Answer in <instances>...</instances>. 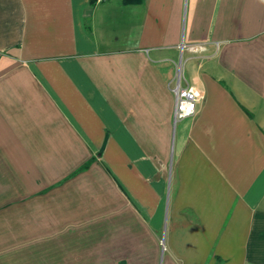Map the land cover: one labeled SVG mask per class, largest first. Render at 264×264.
I'll return each instance as SVG.
<instances>
[{"label":"crops","instance_id":"1","mask_svg":"<svg viewBox=\"0 0 264 264\" xmlns=\"http://www.w3.org/2000/svg\"><path fill=\"white\" fill-rule=\"evenodd\" d=\"M0 264H264V0H0Z\"/></svg>","mask_w":264,"mask_h":264},{"label":"built area","instance_id":"2","mask_svg":"<svg viewBox=\"0 0 264 264\" xmlns=\"http://www.w3.org/2000/svg\"><path fill=\"white\" fill-rule=\"evenodd\" d=\"M181 48H186L189 51L197 52L201 49L200 45H185L182 44ZM174 94V111L173 122L174 124L186 118H190L196 114L197 106L201 100V94L198 90L191 86H183L180 81L176 79L171 88ZM162 249H164L162 245Z\"/></svg>","mask_w":264,"mask_h":264},{"label":"trees","instance_id":"3","mask_svg":"<svg viewBox=\"0 0 264 264\" xmlns=\"http://www.w3.org/2000/svg\"><path fill=\"white\" fill-rule=\"evenodd\" d=\"M131 0H124V3H129Z\"/></svg>","mask_w":264,"mask_h":264}]
</instances>
